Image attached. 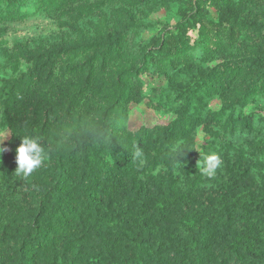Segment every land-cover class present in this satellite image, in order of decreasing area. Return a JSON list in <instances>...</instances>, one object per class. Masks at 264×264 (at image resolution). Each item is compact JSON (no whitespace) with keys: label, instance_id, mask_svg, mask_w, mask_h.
<instances>
[{"label":"trees","instance_id":"16d2710c","mask_svg":"<svg viewBox=\"0 0 264 264\" xmlns=\"http://www.w3.org/2000/svg\"><path fill=\"white\" fill-rule=\"evenodd\" d=\"M3 133L0 264H264V0H0Z\"/></svg>","mask_w":264,"mask_h":264},{"label":"clouds","instance_id":"9594fccd","mask_svg":"<svg viewBox=\"0 0 264 264\" xmlns=\"http://www.w3.org/2000/svg\"><path fill=\"white\" fill-rule=\"evenodd\" d=\"M21 70L25 69L22 67ZM134 155L136 157L141 156L139 148L136 149ZM46 158L47 153L36 138H21V143L16 148V172L28 177L42 165ZM200 160V173L206 178L215 177L217 170L222 166V159L216 153L207 154Z\"/></svg>","mask_w":264,"mask_h":264},{"label":"rangeland","instance_id":"374dc122","mask_svg":"<svg viewBox=\"0 0 264 264\" xmlns=\"http://www.w3.org/2000/svg\"><path fill=\"white\" fill-rule=\"evenodd\" d=\"M156 19L158 18L157 15H155ZM154 82L156 84H163V79L161 77H154ZM162 117L161 113H156L152 108L147 106H142L139 108H134L132 110V113L130 115V127L131 129L136 128L141 123H153L155 120H158ZM6 138V134L3 133L0 135V146L4 142Z\"/></svg>","mask_w":264,"mask_h":264}]
</instances>
